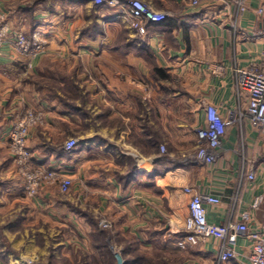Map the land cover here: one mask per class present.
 Masks as SVG:
<instances>
[{"label":"crops","instance_id":"1","mask_svg":"<svg viewBox=\"0 0 264 264\" xmlns=\"http://www.w3.org/2000/svg\"><path fill=\"white\" fill-rule=\"evenodd\" d=\"M141 1L168 16L144 36L129 28L120 7L87 0H0V18L11 32L0 46V221L7 236L20 238L19 249L30 246V255L14 264H90L85 259L92 254L95 264H214L215 240L177 246L185 236L186 186L221 197V205L207 214L217 225L262 196L250 228L264 227V137L246 125L241 145L233 128L214 166L189 161L196 130L205 124V104L221 114L234 109V69L262 61L264 14L256 12L264 0H247L235 34L236 0H198L196 8L179 0ZM17 31L27 38L39 33L43 51L17 53ZM48 82L57 84L60 97ZM24 108L45 114L47 126L33 129L27 146L36 163L71 180L68 195L44 187L37 197H25L7 143ZM70 139L78 144L68 152ZM250 163L255 181L241 182ZM99 220L110 226L109 248L92 243L106 233ZM36 237L45 239L44 249ZM104 247L109 263L102 260ZM235 250L240 258L231 264H245L249 242L238 236Z\"/></svg>","mask_w":264,"mask_h":264},{"label":"built area","instance_id":"2","mask_svg":"<svg viewBox=\"0 0 264 264\" xmlns=\"http://www.w3.org/2000/svg\"><path fill=\"white\" fill-rule=\"evenodd\" d=\"M96 5H108L109 7L123 8L128 14V26L139 35H146L149 23H160L167 18V14L157 11L153 6L141 0H87ZM184 6L196 8L198 0H179ZM247 0L235 1V13L231 22V29L235 34L240 17L247 11ZM263 16L264 9L257 12ZM11 34L8 25L0 18V46H2ZM13 47L21 55L35 56L44 49V43L39 33L34 32L27 38L23 32L13 34ZM220 72L221 68H217ZM233 93L236 106L225 114L213 105L205 104V124L196 130V149L189 161L206 168L214 166L222 158L223 144L228 131L237 128L239 140L243 144V128L248 125L257 135L264 137V50L262 61L252 64L246 69L235 68L233 71ZM45 114L31 108L22 109L8 135V151L12 158L16 174L22 183L25 197L35 198L42 188L56 186L61 195H68L72 182L63 177L56 170L36 163L27 146L30 132L35 128L46 127ZM77 140L71 139L66 142L64 148L71 152L77 147ZM164 152L163 147L160 148ZM242 160L245 161L242 156ZM249 172L241 173L240 181L253 183L256 177L254 163H250ZM183 193L189 197L188 214L183 223L185 236L177 243L184 249L187 245L195 246L198 243L212 239L218 242V253L214 264H231L240 258L235 250L238 236L247 240L250 251L244 257L245 264H264V227L250 228L253 214L259 209L263 197L253 199L248 209L235 214L226 224H212L207 219L209 210L221 205V197L212 193L197 192L190 186L183 188ZM102 229H108V223L100 222Z\"/></svg>","mask_w":264,"mask_h":264},{"label":"rangeland","instance_id":"3","mask_svg":"<svg viewBox=\"0 0 264 264\" xmlns=\"http://www.w3.org/2000/svg\"><path fill=\"white\" fill-rule=\"evenodd\" d=\"M58 80H60V76H59ZM48 84H49L48 85L49 88L54 89L55 93L57 92L58 93L57 95L60 97V95H61L60 88H58L56 86L57 84H50L49 82H48ZM58 90H59V92H58ZM53 95H54V93H51V96H53ZM43 128H45V127H40V128H35V129H43ZM66 142H65V144H66ZM46 187H55L57 189L56 186H46ZM71 189H72V185H71L69 193L71 192ZM57 191H58V189H57ZM102 221L106 222L105 220H99L98 221V225ZM108 229H102L101 228V230H104V231L108 230ZM105 232L106 233H105L104 237L98 235V237L94 236L93 238H91L92 239V243L95 244V245H99L100 244V246L103 244V245H106L109 248V245H112V242H111L112 239L111 238L109 239V237L111 236L110 233L108 231H105ZM19 240H20L19 237L7 236L5 227L3 225V222L0 221V264H14L15 261L20 259V256L27 255V257H28L30 255V252H29L30 246L26 245L25 247H22L21 249H19V247L17 245V243L19 244ZM34 241L37 242L38 248H40L41 250L45 248V239L44 238L36 237V238H34ZM103 251L104 252H103L102 260L104 262H106V263H109L110 262V258L108 257L109 256L108 249L106 247H104ZM49 255L52 256V253L49 252ZM72 257L74 259H76V258H80L81 259V255L76 253V252L73 253ZM49 259L50 260L51 259L54 260V258H52V257H49ZM83 259H84V257H82V260ZM85 261H89L90 264H95V262H94V254H92V256L90 258H86ZM31 263L32 264H47L46 260H40V261L39 260L38 261L33 260L31 262L29 261V264H31Z\"/></svg>","mask_w":264,"mask_h":264},{"label":"trees","instance_id":"4","mask_svg":"<svg viewBox=\"0 0 264 264\" xmlns=\"http://www.w3.org/2000/svg\"><path fill=\"white\" fill-rule=\"evenodd\" d=\"M168 20V18H165V20L164 21H162V22H160V23H149L148 25H147V27H160V26H162L166 21ZM104 237V236H103ZM139 262H142V260L141 259H137L136 261H134V263H132V262H126V261H124V263L123 264H135V263H139Z\"/></svg>","mask_w":264,"mask_h":264},{"label":"water","instance_id":"5","mask_svg":"<svg viewBox=\"0 0 264 264\" xmlns=\"http://www.w3.org/2000/svg\"><path fill=\"white\" fill-rule=\"evenodd\" d=\"M263 161H264V156H263Z\"/></svg>","mask_w":264,"mask_h":264}]
</instances>
